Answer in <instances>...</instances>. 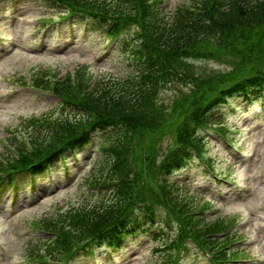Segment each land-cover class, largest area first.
Here are the masks:
<instances>
[{
	"label": "trees",
	"instance_id": "obj_1",
	"mask_svg": "<svg viewBox=\"0 0 264 264\" xmlns=\"http://www.w3.org/2000/svg\"><path fill=\"white\" fill-rule=\"evenodd\" d=\"M36 1L48 8H60L57 12L61 14L70 6H80L75 21L90 19L103 32L114 29L115 23L123 32H128L130 24L137 30L122 39L124 58L130 59L126 75L100 76L82 94L81 74L76 88L70 73L53 81L64 115L54 120L42 119L46 122L44 128L30 131L34 150L18 144L16 153L4 155L6 159L0 163V188L8 189L13 183L19 186L21 182L28 186L34 184L35 177L57 165L61 156L82 151L95 138L101 147L100 157L86 182L114 185L109 198L104 197L106 191L97 194L94 203L104 200L107 204L92 213L81 214L79 208L72 206L41 217L37 225L57 236L50 241L29 239L24 249L27 262L36 264L34 260L44 256L43 243L49 255L59 253L55 248L67 251L77 247L76 251L90 255L96 247L102 252L119 250L128 236L136 235L145 226L156 203L162 202L177 206L185 224L179 234L196 238V257L208 250L213 264H241L236 260L252 258L248 248L233 244L242 238L239 230L226 231L232 218L216 215L206 221L199 215L208 205L205 201H182L183 192L189 190L187 184L160 177L184 165L191 156L192 144L202 146L198 125L221 118L211 120L210 111L236 96L248 103L264 93V59L252 50L243 54V62L249 63L247 70L232 72L230 79L196 75V67L187 58L211 50L212 44L206 42L211 32L237 49L245 48L249 42L234 31L264 26V0H185L175 5L170 22L164 18L163 0ZM34 81L47 87L49 80L38 73ZM172 81H185L194 87L173 100L168 109L160 104L158 95L163 85ZM113 127L102 138L97 137V131ZM165 133L171 135L176 147L156 164L155 146ZM87 205L84 202L80 207ZM160 241L157 250L164 252V259L151 264H181L180 249L188 245L171 235Z\"/></svg>",
	"mask_w": 264,
	"mask_h": 264
},
{
	"label": "rangeland",
	"instance_id": "obj_2",
	"mask_svg": "<svg viewBox=\"0 0 264 264\" xmlns=\"http://www.w3.org/2000/svg\"><path fill=\"white\" fill-rule=\"evenodd\" d=\"M184 2L185 0H164L163 7L173 11L176 4ZM7 9L8 2L0 7V35L6 49L8 48L5 52H0V156L6 155L8 148L19 140L28 138L33 129L44 128L43 124L46 122L42 119L45 117L64 115L58 97L45 87L32 85V76L39 73L37 69L50 67L57 70L51 74L53 77L49 81L62 78L70 71L75 88L77 75L74 73L77 70H83L85 80L89 82L95 76L100 78L108 73L123 76L130 69V64L122 54V43L118 51L111 52L105 59H99L107 43L99 31H80L72 43L66 37L43 40V36L51 35L50 31L43 29L47 19H57L55 10H45L34 0H20L17 19L10 23L6 17ZM170 21L171 19L167 20ZM234 34L242 35L249 44L243 49H237L230 42L217 40L216 33H213L207 37L206 42L220 45L215 52L187 57L192 67H196L197 74L230 79L232 72L235 74L247 70L249 63L243 62L244 52L252 50L264 59V26L242 27L235 30ZM121 36H124L123 33ZM64 42L69 45L64 46ZM193 87L192 83L185 81L168 83L159 93L160 102L170 107L173 100ZM217 110L222 112V121L229 128L224 132L226 137L223 138L232 139L239 152L231 153L222 138L215 134L209 135L199 127L207 140L201 152L207 161L210 158L214 169L229 181H223L226 184L214 182L195 158L172 177L190 183L191 192L187 196L194 195L197 204L205 198L207 202L210 201L206 207V221H211L218 215L241 222L242 226L236 224L235 228L240 231V236L247 238L245 247L252 256L262 257L264 262V105L260 107L259 102L254 105L246 104L239 97H235L230 99L226 107ZM111 131L113 130L101 131L99 135L103 136ZM172 148L170 136L162 135L156 146L157 161ZM99 157V146H89L77 155L76 162L73 158L66 161L67 169L60 162L55 170L37 178L39 191L31 195L32 201L26 200V189L22 188L20 198L24 204L20 202L6 206L9 194L6 189L0 193V264H25L24 249L29 245L28 237L36 238L40 233L32 226L37 224L41 216L51 214L56 208L68 210L73 205L74 208H79L81 214L92 213L93 210L106 206L107 202L104 200L94 203L96 193L90 194L86 182L87 175L95 168ZM221 189L227 192L222 195L215 194ZM187 196L184 199L189 198ZM84 202L89 205L80 207ZM168 225H158V231L171 232L174 235V224ZM27 230L29 233H23ZM158 243L147 231L136 233L127 238L123 247L112 251V257L108 252L97 248L95 253L100 254L97 264H151L156 260H163L161 255L164 252L157 250ZM12 253L14 256H11ZM187 263L206 264L203 259L196 257H189ZM69 264L93 263L90 257L77 256Z\"/></svg>",
	"mask_w": 264,
	"mask_h": 264
}]
</instances>
